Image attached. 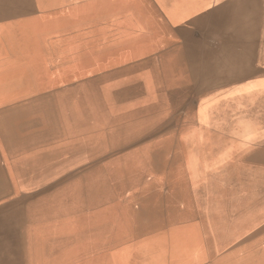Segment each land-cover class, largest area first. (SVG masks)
Returning a JSON list of instances; mask_svg holds the SVG:
<instances>
[{
  "label": "bare ground",
  "instance_id": "6f19581e",
  "mask_svg": "<svg viewBox=\"0 0 264 264\" xmlns=\"http://www.w3.org/2000/svg\"><path fill=\"white\" fill-rule=\"evenodd\" d=\"M22 1L43 8L48 32L30 17L0 27V106L18 98L33 120L25 137L0 127V264L33 242L41 264L54 244L60 264L105 251L116 264L117 240L97 239L126 193L130 219L137 208L148 219L130 225V264H264V0H229L222 26L239 12L246 28L235 52L172 32L153 0Z\"/></svg>",
  "mask_w": 264,
  "mask_h": 264
},
{
  "label": "rangeland",
  "instance_id": "374dc122",
  "mask_svg": "<svg viewBox=\"0 0 264 264\" xmlns=\"http://www.w3.org/2000/svg\"><path fill=\"white\" fill-rule=\"evenodd\" d=\"M4 4V8H8V9H12L14 10V15H6V19L4 20V22H2L0 24V27L2 28V30H6L8 26H10L11 22L14 20L16 21V19H24L26 17H30L31 18V21L33 24H35L36 26H39L41 31H45V32H48V27L45 23H38L37 21L39 19H41V17H45L46 15V12H42V14L38 15L37 12L40 10V9H43L39 6H36V5H31V6H19L17 5L14 0H8L11 2V4L8 2V1H4V0H1ZM20 2L22 0H19ZM6 2V3H5ZM23 2V1H22ZM155 4V3H154ZM15 5V6H13ZM152 12L153 14L155 15V17H153L154 19L158 20L160 23L162 24H166L167 26H169L170 30L172 32H176L175 30L172 29V25H170L168 22L165 23L166 21L164 20V18L160 15L159 11L154 7V5H152ZM142 11V14H140L143 19H144V24H148L150 22V17L148 16V11ZM36 13V14H35ZM146 15L148 17H144L143 16ZM46 22V21H45ZM158 22V24H159ZM39 24V25H38ZM146 26V25H145ZM47 27V28H45ZM221 28H217V27H212V25L208 24L207 26H204V28L206 30L208 29H212V28H216V30L218 32H220V30H222L224 32V27L221 25L220 26ZM186 34H189L188 36L193 38V39H197L198 41H200V39L203 38L204 35L208 36L207 40H208V43L209 45L212 44L211 47H215V48H221L219 47L221 44L218 43L216 40V38L214 39V36L212 34H209V33H204V35H200V37L198 38L197 35H195L194 32H190L189 29H185L184 31ZM233 30L232 31H229L227 29H225V32L224 34L225 35H230L232 34ZM228 33V34H227ZM230 33V34H229ZM264 35V34H263ZM202 37V38H201ZM65 37L63 36V41L62 42H65L66 39H64ZM205 39V38H203ZM262 43H263V47H264V36L262 38ZM213 42V43H212ZM260 42H261V37H260ZM259 42V43H260ZM223 49V48H221ZM234 48H231V49H226V50H232V52H235V50H233ZM238 46L236 47V50H238ZM235 57L233 58V62L234 63V66L233 68H236V66L241 69L242 67L244 66H241L240 65V62H238L239 60V56H237L236 54H233ZM261 56V55H260ZM260 56H258L257 59H255V61H259L262 62L263 61V57L264 55L262 54L261 56V59H260ZM263 66V65H261ZM261 66L259 69H261ZM264 67V66H263ZM229 69H232V68H229ZM259 69L257 70H254L256 75L258 73H260ZM258 71V72H257ZM226 77V79H228V81L230 82L229 84L233 83V85L236 84V80H238V82H240L239 78H233V76L227 72V75L224 76ZM230 79V80H229ZM237 82V83H238ZM242 82V80H241ZM49 89H53V87L51 86H48L47 89H42L44 92L49 90ZM38 92H41V91H38ZM24 103H21L20 102V99L18 98H14L12 100H9V101H6L5 103V107L4 106H0V109L3 111L4 108H9L10 110V114L8 115H2V113L0 114V127H3L5 128L7 131H10L12 133V136L15 138L16 136L20 137V136H23L25 137L27 133H29V130H31L30 128L31 127V123L33 122L32 121H29V118H30V112L24 107L23 105ZM16 106H20L22 108V111H16L15 107ZM15 111V112H14ZM179 111V110H178ZM174 112V111H173ZM55 113L58 115L60 113V110L57 108L55 110ZM55 115V116H57ZM171 115V113L169 114V116ZM185 114H181V117L177 118L176 119V115L174 116L173 114L170 116L172 117V122H175L178 127H180L181 125H183L181 123L182 121V117L184 116ZM15 119V120H14ZM57 120H54V123H56ZM58 123V122H57ZM106 123V121H105ZM24 131V133H23ZM26 133V134H25ZM127 136V134H125ZM2 137L0 136V145L3 146V141L1 140ZM123 140H118L117 142L113 143V147H117L118 145H121L122 147H125L127 144H128V141L124 140L123 143L121 142ZM121 142V143H120ZM125 142V143H124ZM120 146V147H121ZM172 149H174V146H172ZM121 149H119L118 151H120ZM123 151V150H122ZM170 153L172 154L173 151L171 150ZM82 165H79L78 168H81ZM119 200V203L121 205V209H118L116 213L117 216L115 215L114 213V217H111L110 219V223H112V226H111V236L107 235V237L103 238V239H97L98 241L100 240H103L101 241V243H104V244H107L108 246H113L114 247V243L115 240H117V245H115L117 247V252L113 253L115 254V261H116V264H130V256L128 257L127 256V252L130 251V225H132L133 223V219L134 217H136L137 219H139L140 221V224H143V223H146L148 221V219L144 218L143 217V214L145 213V209H140V208H137L135 211H134V217L133 219H130V193H126L124 196H119L118 198ZM139 210V211H138ZM167 210V209H166ZM165 208H162L161 209V212L162 215H165L166 214V211ZM137 212V213H136ZM110 213H113V212H110ZM196 227V226H194ZM76 239L77 238H70V246L73 245V243L76 244ZM110 241V242H108ZM67 243V242H66ZM113 243V244H112ZM37 245V242H33L32 244H29L27 245L28 247V251H26L24 248H25V245L24 246H21V248L19 247V249L17 251L14 252V255H11V257L15 258L16 261H17V264H29L28 262H30V264H38L40 263V261L36 258V253H31L30 249L33 248L34 245ZM69 244V242L67 243V245ZM58 245L61 246V242L58 243ZM57 247V244H54V248ZM56 248V249H57ZM53 250L52 252V257L50 259H47V263L46 264H60L61 261L64 262V263H68V260H67V257L65 255V252L64 254H62L61 250H57L56 251ZM206 250V249H205ZM17 252V253H16ZM19 252V254H18ZM19 255V256H17ZM110 252H107L105 251L104 253V256L102 254H100V263L98 264H103V259L105 261V258L106 260L108 261L110 259ZM166 258H169L168 254H165ZM32 257V258H31ZM11 260V258H10ZM31 260V261H30ZM9 261V258H6V263ZM41 264V263H40ZM164 264H171L169 262V260H166Z\"/></svg>",
  "mask_w": 264,
  "mask_h": 264
},
{
  "label": "crops",
  "instance_id": "0c3cea01",
  "mask_svg": "<svg viewBox=\"0 0 264 264\" xmlns=\"http://www.w3.org/2000/svg\"><path fill=\"white\" fill-rule=\"evenodd\" d=\"M153 1L159 9L160 15L166 22L172 25L171 27L186 26V29H189L190 32H194L198 38L200 37V35L203 36L204 33H209L213 36L215 35L214 39H217L216 41L221 44L219 47L223 49L234 48L233 50H236L237 46L239 49H241L242 46L246 48V28L243 26L242 18L241 15H239V12L237 13L238 15L234 16V20L231 24V26L233 27L232 34L225 35V29L224 32L222 30H220V32L217 31L219 28H221L220 26L223 25V23H225L226 25L227 20L229 21V19L231 18H229V12H225L229 9V0H220L219 2L218 0ZM208 24L212 25V27H217L218 29L216 30V28H210L206 30L204 26H207ZM261 30L262 28H260V37L261 44H263L262 38L264 31ZM201 47L203 46L201 45ZM259 71L260 73H263L264 67L261 66V69H259ZM261 76L264 78V73L261 74Z\"/></svg>",
  "mask_w": 264,
  "mask_h": 264
}]
</instances>
